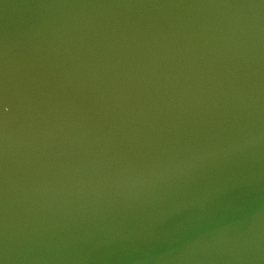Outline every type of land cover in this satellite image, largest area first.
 Instances as JSON below:
<instances>
[{
  "label": "water",
  "instance_id": "1",
  "mask_svg": "<svg viewBox=\"0 0 264 264\" xmlns=\"http://www.w3.org/2000/svg\"><path fill=\"white\" fill-rule=\"evenodd\" d=\"M0 264H264V0H0Z\"/></svg>",
  "mask_w": 264,
  "mask_h": 264
}]
</instances>
